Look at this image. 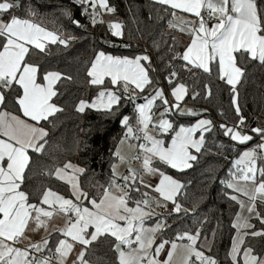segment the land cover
Here are the masks:
<instances>
[{
    "label": "snow or ice",
    "instance_id": "obj_1",
    "mask_svg": "<svg viewBox=\"0 0 264 264\" xmlns=\"http://www.w3.org/2000/svg\"><path fill=\"white\" fill-rule=\"evenodd\" d=\"M149 7L166 26L152 39V51L94 49L85 79L95 94L73 104L77 114L91 109L120 127L101 182L87 161L42 162L50 128L64 111L56 102L60 86L73 81L46 65L53 48L55 55L68 53L86 38L76 30L87 34L106 26V33L123 40L125 25L113 19L116 6L69 0L58 6L57 26L50 28L37 19L41 14L31 0L23 6L21 0H0V264H264V119L251 121L240 104L241 85L254 70L264 71V0H150ZM102 42L111 49L132 47ZM185 72L214 76L223 86L230 123L216 124L204 115L207 109L182 104L186 96H201L181 82ZM202 88L203 99H210L213 84ZM186 117L194 122H183ZM213 131L229 140L215 145V155L229 161L218 180L230 207L222 259L213 251L222 219L205 214L185 226L197 210L181 200L187 185L164 170L193 168ZM73 149L89 146L76 139L65 151ZM53 178L67 194L53 189ZM168 233L173 235L165 238ZM101 242L110 259L97 255Z\"/></svg>",
    "mask_w": 264,
    "mask_h": 264
},
{
    "label": "trees",
    "instance_id": "obj_2",
    "mask_svg": "<svg viewBox=\"0 0 264 264\" xmlns=\"http://www.w3.org/2000/svg\"><path fill=\"white\" fill-rule=\"evenodd\" d=\"M28 2L29 0H21L22 6ZM110 2L117 8L113 19L121 20L125 25V35L122 41L123 43L131 44V48L111 49L107 44H104L102 41L105 39L115 42L114 38L106 33L104 26L89 28L87 34L76 30V35L86 36V38L75 42L68 53L55 55L56 49L53 48L54 55L48 60L46 65L51 69H59L71 74L73 81H65L60 86L62 95L59 99L54 98L58 104L64 107V111L54 120L55 127L50 128V144L46 152V160L42 162L51 163L52 161L47 159L48 157H55L57 161L70 159L74 163L87 161L89 167L97 174L95 178L101 182H103L107 174L109 154L114 151L113 138L120 133V127L115 122V118H107L94 110L86 109L83 114H77L74 111L73 104L75 102H78L79 99L90 101L95 94L85 79L87 63L91 60L94 49L102 48L108 51L129 54L147 48L151 52L152 39L154 37L159 38L161 33L166 30V26L155 19V10L149 7L150 0H110ZM31 3L41 14L37 19L42 18L43 22L52 28L57 26L53 21L59 16L58 6L68 4L69 0H31ZM129 8H131V12H129ZM150 10L153 15L151 21L148 20ZM133 19H135L136 23H133ZM64 23L67 24V21H64ZM137 28H139V32H137ZM184 41H186L185 37L178 41L181 47ZM182 78H186L184 83L188 85L189 93L193 90L201 92V96L195 100L191 98V95L186 96L183 103L189 104L197 110L207 109V113L204 115L206 118H211L216 124L225 122V120L229 123L231 122L233 111L230 108L229 95L214 76L209 78L202 73H197L196 77L193 78L191 73L185 72L181 74V81ZM206 81L213 84V95L208 100L203 99L202 85ZM240 104L244 114L251 121L264 119V71L254 70L253 73L249 74L240 87ZM8 110L15 111L10 105ZM126 111L130 112L131 108L129 107ZM220 111L224 112L223 117L219 114ZM194 119L186 117L183 122H194ZM76 139L85 140L89 149L86 151L80 150L79 152L74 149L71 152L65 151L72 148L73 141ZM207 140L205 153L195 163L193 168L187 169L180 174L166 167L164 170L187 185V198L181 197V200L186 207H195L197 210L196 216H189L185 219V226L193 227V221L205 214L213 218L220 217L222 219L224 230L222 235H218L213 249L214 252L220 253L222 259L224 249L229 244L227 224L230 216V207L221 198V186L218 180L225 175L229 161L215 155L217 152L215 145L217 143L228 145L229 140L218 131H213L211 135H208ZM208 149H211V152L207 151ZM226 154L229 159L234 156L231 152H226ZM210 174L216 179H211ZM48 183L54 190L67 194L66 186L62 182L53 178ZM85 187H88L87 183H85ZM213 223H215V219H213ZM171 235L173 234L168 233L165 238ZM95 251L99 256H103L106 259L111 258V252L106 242H101L97 245Z\"/></svg>",
    "mask_w": 264,
    "mask_h": 264
},
{
    "label": "built area",
    "instance_id": "obj_3",
    "mask_svg": "<svg viewBox=\"0 0 264 264\" xmlns=\"http://www.w3.org/2000/svg\"><path fill=\"white\" fill-rule=\"evenodd\" d=\"M104 27H106V26H104ZM108 34V33H107ZM109 36H110V34H108ZM114 40H115V43L117 44V45H119V44H121V43H123V41L122 40H120L119 38H114ZM181 82H186V78H182V81ZM159 211H160V209H159ZM170 223H171V221H170Z\"/></svg>",
    "mask_w": 264,
    "mask_h": 264
},
{
    "label": "rangeland",
    "instance_id": "obj_4",
    "mask_svg": "<svg viewBox=\"0 0 264 264\" xmlns=\"http://www.w3.org/2000/svg\"><path fill=\"white\" fill-rule=\"evenodd\" d=\"M182 104L184 105V106H187V107H191V108H194V107H192L191 105H189V104H185V103H183L182 102ZM194 109H196V108H194ZM158 118V117H157ZM153 180H156L157 178H152ZM157 211H158V209H157Z\"/></svg>",
    "mask_w": 264,
    "mask_h": 264
},
{
    "label": "crops",
    "instance_id": "obj_5",
    "mask_svg": "<svg viewBox=\"0 0 264 264\" xmlns=\"http://www.w3.org/2000/svg\"><path fill=\"white\" fill-rule=\"evenodd\" d=\"M185 39L187 40V37H186V36H185ZM158 211H159V209H158ZM56 222H57V223H59L60 221H59V220H57Z\"/></svg>",
    "mask_w": 264,
    "mask_h": 264
}]
</instances>
